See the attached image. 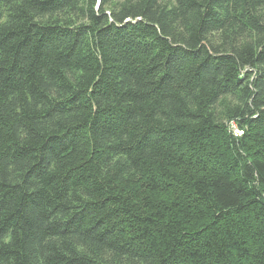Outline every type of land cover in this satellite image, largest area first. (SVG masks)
<instances>
[{"label":"trees","instance_id":"1","mask_svg":"<svg viewBox=\"0 0 264 264\" xmlns=\"http://www.w3.org/2000/svg\"><path fill=\"white\" fill-rule=\"evenodd\" d=\"M0 264H264V0H0Z\"/></svg>","mask_w":264,"mask_h":264},{"label":"rangeland","instance_id":"2","mask_svg":"<svg viewBox=\"0 0 264 264\" xmlns=\"http://www.w3.org/2000/svg\"><path fill=\"white\" fill-rule=\"evenodd\" d=\"M232 129L235 132V135H238V136H241L242 135V132L241 131H238V129L235 126H233Z\"/></svg>","mask_w":264,"mask_h":264}]
</instances>
